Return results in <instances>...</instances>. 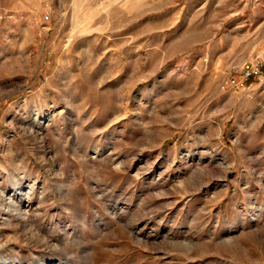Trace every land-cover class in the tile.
<instances>
[{"label":"rangeland","instance_id":"obj_1","mask_svg":"<svg viewBox=\"0 0 264 264\" xmlns=\"http://www.w3.org/2000/svg\"><path fill=\"white\" fill-rule=\"evenodd\" d=\"M264 0H0V264H264Z\"/></svg>","mask_w":264,"mask_h":264},{"label":"built area","instance_id":"obj_2","mask_svg":"<svg viewBox=\"0 0 264 264\" xmlns=\"http://www.w3.org/2000/svg\"><path fill=\"white\" fill-rule=\"evenodd\" d=\"M264 72V60H255L242 66L238 78L228 76L222 82V88L244 85L252 78H261Z\"/></svg>","mask_w":264,"mask_h":264},{"label":"bare ground","instance_id":"obj_3","mask_svg":"<svg viewBox=\"0 0 264 264\" xmlns=\"http://www.w3.org/2000/svg\"><path fill=\"white\" fill-rule=\"evenodd\" d=\"M3 263H4V264H8V262H5V261H4Z\"/></svg>","mask_w":264,"mask_h":264}]
</instances>
